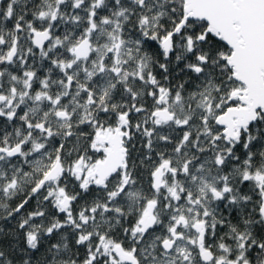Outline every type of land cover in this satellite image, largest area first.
I'll return each instance as SVG.
<instances>
[{"label":"snow or ice","instance_id":"obj_1","mask_svg":"<svg viewBox=\"0 0 264 264\" xmlns=\"http://www.w3.org/2000/svg\"><path fill=\"white\" fill-rule=\"evenodd\" d=\"M0 264H264V0H0Z\"/></svg>","mask_w":264,"mask_h":264}]
</instances>
